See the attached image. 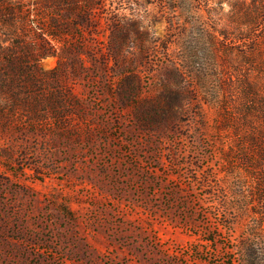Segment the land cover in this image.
Instances as JSON below:
<instances>
[{"label":"rangeland","instance_id":"1","mask_svg":"<svg viewBox=\"0 0 264 264\" xmlns=\"http://www.w3.org/2000/svg\"><path fill=\"white\" fill-rule=\"evenodd\" d=\"M13 1L20 45L0 44V264H241L264 245L263 204L234 197L255 181L227 165L211 76L200 89L178 74L179 11L93 0L68 15ZM221 1L227 12L233 0ZM186 2L191 24L205 13Z\"/></svg>","mask_w":264,"mask_h":264},{"label":"trees","instance_id":"2","mask_svg":"<svg viewBox=\"0 0 264 264\" xmlns=\"http://www.w3.org/2000/svg\"><path fill=\"white\" fill-rule=\"evenodd\" d=\"M158 2L162 12L179 11L181 15L178 16L183 18L180 31L175 30L173 23L169 29L170 36L175 35L176 40L172 41L177 43L181 53L177 62L179 76L183 81L187 76V84L195 80L200 89L205 88L211 76L212 97L218 107L220 124L224 125L218 130L228 129L231 134V147L225 156L227 165L232 168L237 163L244 165L255 181L248 193L239 185L234 193L237 206H264V0H233L227 12L223 11L221 0H192L205 14L196 17L191 24V18L184 14L189 13L186 0H179L178 6L171 0ZM43 6L54 7L68 15H80L90 14L94 5L93 0H47ZM20 14H23V7L19 3L0 0V32L8 37L0 40V44L11 39L15 46L20 45L16 41L20 38ZM114 28L118 25L114 24ZM47 35L53 40L59 37L56 33ZM119 40L128 42L129 38L122 34ZM41 43L55 55L49 40L42 38ZM41 53L37 55L38 60L48 55ZM180 100L179 107L184 111L187 96L183 95ZM166 103L170 107L172 101ZM254 214L264 219V210ZM263 252L264 245L253 243L250 249L242 252L241 264H261L258 256Z\"/></svg>","mask_w":264,"mask_h":264}]
</instances>
